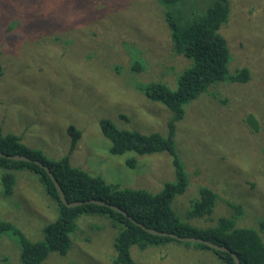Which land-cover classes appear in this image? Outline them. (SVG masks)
<instances>
[{
    "label": "rangeland",
    "instance_id": "374dc122",
    "mask_svg": "<svg viewBox=\"0 0 264 264\" xmlns=\"http://www.w3.org/2000/svg\"><path fill=\"white\" fill-rule=\"evenodd\" d=\"M230 1L232 13L221 28L231 52L229 70L246 66L251 79L216 83L186 106L176 124L175 143L189 185L173 207L186 222L209 227L236 214L229 202L240 203L244 214L237 222L258 228L264 237V0ZM61 3L0 0V57L5 65L0 132L18 134L26 145L60 158L70 152L68 127L74 124L82 135L70 153L73 165L108 182L160 191L176 179L173 156L138 154L131 168L126 159L136 154H112L100 120L167 135L171 110L149 99L139 86L162 81L176 89L179 74L192 60L174 51L165 11L155 0H66L63 16L46 15L56 14ZM85 7L92 8L91 15ZM101 13L103 17L93 15ZM138 59L145 66L135 71L132 64ZM250 115L257 128L248 121ZM4 171L0 167V221L11 222L31 240L43 239L45 226L58 215L56 202L29 169L14 170L13 192L6 194ZM202 186L218 194L214 212L190 217ZM112 222L105 214L81 215L70 251H53L41 264H115L117 231ZM131 254L139 264H223L217 253L195 243L133 246ZM0 264H24L13 230L0 233Z\"/></svg>",
    "mask_w": 264,
    "mask_h": 264
},
{
    "label": "trees",
    "instance_id": "16d2710c",
    "mask_svg": "<svg viewBox=\"0 0 264 264\" xmlns=\"http://www.w3.org/2000/svg\"><path fill=\"white\" fill-rule=\"evenodd\" d=\"M65 2L66 0H62L55 9L56 14L47 12L46 15L63 16ZM155 2L162 6L160 8L163 12L165 11V20L174 51L192 60V63L179 74L176 89H172L162 81H151L139 86L149 99L160 101L171 110L168 133L164 135L159 132L143 133L138 130L123 129L116 126L109 118L100 120V128L111 142L112 154L123 155L127 152L136 154L126 159V163L131 168L135 167L138 154L170 153L176 171L175 181L164 183L160 191L152 193L146 189L108 182L101 174H93L73 165L70 153L75 149L82 135L81 130L74 124L68 127L71 136L70 152L60 158H51L42 149L26 145L22 137L15 133L0 132V149L4 153L30 156L49 166L61 184L68 201L92 198L106 200L119 205L148 227L174 232L180 236L203 237L230 247L237 253L242 264H264L263 233L254 226L241 225L237 222L238 216L244 214L242 204L229 202L236 214L222 216L216 225L209 227H197L186 222L173 207L176 196L184 193L189 185V178L175 143L176 124L186 114V106L209 93L210 88L216 83H224V81L246 83L251 79L250 69L246 66L232 73L229 70L231 52L221 28L232 13L231 1L155 0ZM84 11H88L91 15L92 8L85 7ZM102 14L93 15L99 18L103 17ZM70 23H75L73 16L70 18ZM3 66L5 67L0 57V77L5 70ZM144 66L142 59L135 60L132 64L135 71L141 70ZM248 121L257 128V121L252 115L249 116ZM0 167L5 169L2 182L6 194L13 192L16 183L14 170L29 169L39 177L47 194L58 207L57 217L45 226L44 238L39 240L29 239L9 221H0V233L13 230L19 236L21 259L24 264H41L53 251L67 254L72 248L71 235L78 228L79 217L88 213L105 214L113 221L115 233L117 231L114 239L115 264H139L132 257L133 246L145 248L168 241L195 243L199 247L217 253L223 264H236L229 252L216 251L200 242H182L169 236L152 234L132 222L123 213L110 207L97 203L67 206L61 201L59 191L50 175L43 166L34 161L15 160L0 155ZM217 197L218 194L213 189L202 186L200 197L194 201L188 211L189 216H211ZM261 223L263 230L264 221L262 220Z\"/></svg>",
    "mask_w": 264,
    "mask_h": 264
},
{
    "label": "water",
    "instance_id": "95a60500",
    "mask_svg": "<svg viewBox=\"0 0 264 264\" xmlns=\"http://www.w3.org/2000/svg\"><path fill=\"white\" fill-rule=\"evenodd\" d=\"M0 155L4 156L6 158L15 159V160L34 161V162L38 163L39 165L43 166L44 169L47 171V173L52 178L53 182L55 183L56 188L59 191L61 201L64 204H66L67 206H70V207L71 206H77V205H82L84 203H97V204H100V205H104V206L110 207V208H112V209H114V210H116L118 212L123 213L132 222H134L135 224L141 226L143 229L147 230L148 232H150L152 234L161 235V236H169V237H172V238L177 239V240L182 241V242H200V243H203V244L209 246L210 248H213L216 251H225V252L231 253V255L235 259L236 264H242V262H241L239 256L237 255V253L235 251L231 250L230 247H228V246H226L224 244L216 243V242H213L211 240H208V239H205V238L199 237V236H180V235H178V234H176L174 232H168V231H165V230H159V229H156V228L148 227V226L142 224L141 222H139L133 216H131L126 210L121 208L119 205L114 204L112 202H109V201H106V200H102V199H97V198L86 199V200L68 201L61 184L59 183V181L55 177V175L52 172V170L50 169V167L47 166L45 163H43L40 160H34L30 156H27V155H24V154H20V153H17V154L4 153L1 149H0Z\"/></svg>",
    "mask_w": 264,
    "mask_h": 264
}]
</instances>
